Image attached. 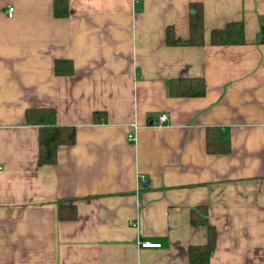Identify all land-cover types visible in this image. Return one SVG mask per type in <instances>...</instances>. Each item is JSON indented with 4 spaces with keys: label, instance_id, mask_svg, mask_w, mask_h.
I'll return each instance as SVG.
<instances>
[{
    "label": "crops",
    "instance_id": "crops-1",
    "mask_svg": "<svg viewBox=\"0 0 264 264\" xmlns=\"http://www.w3.org/2000/svg\"><path fill=\"white\" fill-rule=\"evenodd\" d=\"M194 3L207 42L168 44V26L190 38ZM68 4L58 17L54 0H0V264H189L208 242L191 221L205 208L211 264H264V0ZM234 21L247 43L209 42ZM58 59L74 71L57 75ZM185 77L204 78L205 95H170ZM34 107L76 127L54 165H38ZM209 127L228 132V152H208ZM62 201L75 219L59 218Z\"/></svg>",
    "mask_w": 264,
    "mask_h": 264
},
{
    "label": "trees",
    "instance_id": "trees-1",
    "mask_svg": "<svg viewBox=\"0 0 264 264\" xmlns=\"http://www.w3.org/2000/svg\"><path fill=\"white\" fill-rule=\"evenodd\" d=\"M194 12L190 19V38L180 41L175 36L173 26L167 27V43L170 45H204L207 41L204 32V14L202 3H194ZM54 13L58 17L69 15L68 0H54ZM260 31L256 42L264 44V17L261 20ZM209 42L214 45H232L247 43L243 21L230 22L224 28L211 31ZM74 71L73 62L69 59H58L55 62L57 75H68ZM207 84L204 78L185 77L173 79L170 82L169 92L172 96L197 97L205 95ZM103 112H95V120L102 117ZM26 120L29 124L39 127V154L38 165H54L58 159V149L62 145H71L76 142L77 130L73 125H60L57 122V110L54 107H34L26 111ZM230 136L224 130L208 128L207 150L210 153H226L230 150ZM65 202L59 203L60 219H75L77 217L76 205H68L64 211ZM191 221L194 225H203L208 230V242L203 245H191L188 249L189 264H211V256L216 249V227L210 223L207 209L203 214L192 213Z\"/></svg>",
    "mask_w": 264,
    "mask_h": 264
},
{
    "label": "built area",
    "instance_id": "built-area-1",
    "mask_svg": "<svg viewBox=\"0 0 264 264\" xmlns=\"http://www.w3.org/2000/svg\"><path fill=\"white\" fill-rule=\"evenodd\" d=\"M7 13H8V16L9 17H13L14 14H15V6L11 5L8 7V10H7ZM169 119V116L167 113H162L159 118H158V121H157V124L158 125H162V124H165L166 121H168ZM135 136L133 134H130L129 135V140H135ZM144 179V177H142ZM160 244H154V243H151V242H142V246L143 247H157L159 246Z\"/></svg>",
    "mask_w": 264,
    "mask_h": 264
},
{
    "label": "water",
    "instance_id": "water-1",
    "mask_svg": "<svg viewBox=\"0 0 264 264\" xmlns=\"http://www.w3.org/2000/svg\"><path fill=\"white\" fill-rule=\"evenodd\" d=\"M193 12H194V10H193Z\"/></svg>",
    "mask_w": 264,
    "mask_h": 264
}]
</instances>
